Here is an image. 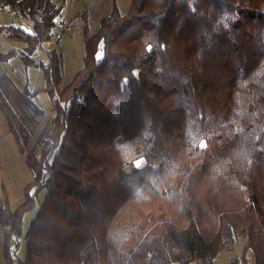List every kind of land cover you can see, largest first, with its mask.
<instances>
[{
    "label": "trees",
    "instance_id": "trees-1",
    "mask_svg": "<svg viewBox=\"0 0 264 264\" xmlns=\"http://www.w3.org/2000/svg\"><path fill=\"white\" fill-rule=\"evenodd\" d=\"M0 6L29 23L0 35L44 78L18 88L0 52V111L32 172L16 208L0 188L3 264H213L239 236L229 264H264V0L112 1L62 88L45 46L62 5Z\"/></svg>",
    "mask_w": 264,
    "mask_h": 264
},
{
    "label": "rangeland",
    "instance_id": "rangeland-1",
    "mask_svg": "<svg viewBox=\"0 0 264 264\" xmlns=\"http://www.w3.org/2000/svg\"><path fill=\"white\" fill-rule=\"evenodd\" d=\"M57 5L61 6V12L57 16L56 21L58 26L55 27L54 33L61 30L62 26L69 24L71 30L69 32L64 31L59 41L55 42L54 47L61 54V66L62 74L59 87L62 88L68 84L76 71L79 70L82 65V56L84 53V43L86 38L95 30L98 22L99 10L103 6L102 3L115 1L121 11H125L130 3V0H54ZM101 5V6H100ZM111 10V9H110ZM0 23H14L23 26L26 29L30 28L29 23L22 17H16L14 11H8L6 8L0 6ZM24 43L19 40H10L0 35V52H8L13 50L14 53L9 58L1 63L2 73L9 76L18 88H24L25 86L29 91H34L44 84V78L42 69L40 66H25L21 58V50ZM36 58L45 60V54L43 49H38L33 55ZM36 103L46 107L45 117L49 116L52 112L50 110V102L43 92H38L34 97ZM44 118L40 121V125L43 123ZM6 127V126H5ZM0 125V132H1ZM7 130V129H6ZM37 129L32 142L34 141ZM0 153V177H3L7 183V192L3 193L6 196L8 204L11 209L19 206L24 200L23 184L32 179V172L28 168L25 162L23 154H17L18 158L14 155L15 149L9 147L6 144L5 152L4 147H1ZM20 155V157H19ZM20 159V160H19ZM3 166V168H2ZM3 170L6 173H3ZM5 175H9V180L6 181ZM15 181L16 183H14ZM18 181H21V187L18 186ZM42 196V192L39 193ZM38 204L27 211L23 215V232L29 226L30 220L36 214L38 210ZM245 238L242 236L234 238L233 244L220 251L214 258L213 264H229V262L239 257L243 250V244ZM25 254V241L23 238L19 240V246L17 249V255L23 257ZM250 255V251L246 252ZM191 264H201L199 261H193Z\"/></svg>",
    "mask_w": 264,
    "mask_h": 264
},
{
    "label": "crops",
    "instance_id": "crops-1",
    "mask_svg": "<svg viewBox=\"0 0 264 264\" xmlns=\"http://www.w3.org/2000/svg\"><path fill=\"white\" fill-rule=\"evenodd\" d=\"M102 4H103V6L99 10V15L100 16L98 18H100L101 16L107 14L110 11L112 2H110V3L106 2V3H102ZM0 125H1V129H2L1 132H0V148L4 147V152H5L6 144H8L10 149L11 148L15 149L14 155L16 156V158H18L17 154L21 155V152L18 150L15 138L13 137L12 133L9 131L6 118H5V116L3 115V113L1 111H0ZM0 151H1V149H0ZM20 155H19V157H20ZM2 168H3V166H2ZM3 173L5 174L6 171L3 170ZM5 177H6V181H8L9 180V175H7V176L5 175ZM13 182L16 183L15 181H13ZM0 183H1L0 184L1 185L0 186L1 191H2V193H5V191L7 190V183L5 182L3 177H0ZM26 183L23 184V187H24V185ZM17 184H18V186L20 188L21 187V181H18ZM0 264H3V233H2L1 227H0Z\"/></svg>",
    "mask_w": 264,
    "mask_h": 264
},
{
    "label": "built area",
    "instance_id": "built-area-1",
    "mask_svg": "<svg viewBox=\"0 0 264 264\" xmlns=\"http://www.w3.org/2000/svg\"><path fill=\"white\" fill-rule=\"evenodd\" d=\"M14 13L17 15L18 11L15 10ZM70 30H71V25H69V24L64 25L62 30L55 32L52 39L45 43V46L53 47L55 45V42L61 38L62 32L63 31L69 32Z\"/></svg>",
    "mask_w": 264,
    "mask_h": 264
}]
</instances>
